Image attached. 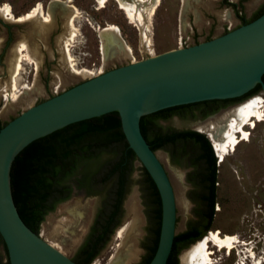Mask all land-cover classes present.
<instances>
[{
  "label": "rangeland",
  "instance_id": "obj_1",
  "mask_svg": "<svg viewBox=\"0 0 264 264\" xmlns=\"http://www.w3.org/2000/svg\"><path fill=\"white\" fill-rule=\"evenodd\" d=\"M125 3L140 13L143 25L130 23L117 0H107L101 9L96 0H0V7L7 5L13 17L23 16L37 5L41 12L16 24L6 20L0 11V122H9L28 108L93 77L92 70L94 74L97 70L103 73L201 43L239 25L222 0ZM154 5L156 8L151 13ZM108 25L116 27L117 42L112 41L111 54L103 57L99 30ZM20 44L25 48L23 54L31 61L20 62V53L16 51ZM16 64L20 65L18 71ZM7 93H15L16 97L5 99ZM255 97L262 99V121L253 128L244 127L248 140L240 142L222 161L216 158L215 213L205 235L218 231L237 242L230 251L210 243L208 257L212 264H264V96L252 98ZM247 101L203 121L173 117L159 124L164 129L198 130L209 139L211 129L227 126L234 118L235 109ZM155 155L173 191L174 235H178L197 223L196 203L190 197L193 189L186 180L190 169L184 163H173L166 149L156 150ZM108 158L103 155L81 167L67 181L72 187L69 198L57 204L39 225L38 236L69 259L76 256L85 240L108 188L107 185L79 188V180ZM141 167L138 161L134 162L119 223L90 264H140L150 253L156 221ZM192 245L177 252L176 264H182V254ZM0 261H7L2 245Z\"/></svg>",
  "mask_w": 264,
  "mask_h": 264
},
{
  "label": "water",
  "instance_id": "obj_2",
  "mask_svg": "<svg viewBox=\"0 0 264 264\" xmlns=\"http://www.w3.org/2000/svg\"><path fill=\"white\" fill-rule=\"evenodd\" d=\"M264 13L220 36L116 67L42 101L0 129V237L9 264H76L21 220L9 171L34 140L73 123L116 112L128 147L153 181L160 200L158 242L148 264H166L175 204L167 174L144 137L141 116L211 100L238 98L256 85L264 96Z\"/></svg>",
  "mask_w": 264,
  "mask_h": 264
},
{
  "label": "trees",
  "instance_id": "obj_3",
  "mask_svg": "<svg viewBox=\"0 0 264 264\" xmlns=\"http://www.w3.org/2000/svg\"><path fill=\"white\" fill-rule=\"evenodd\" d=\"M244 1L235 4L226 0L223 3L233 9L241 25L264 13L263 3L250 19H245L244 15L238 12L243 10ZM262 80L264 82V75ZM259 90L260 86L256 85L246 96ZM202 103L204 102L163 109L143 115L139 121L141 134L153 151L166 149L173 163H184L190 169L186 180L193 189L190 197L196 203L197 223L189 225L186 231L174 236L166 264H176L177 252L201 240L211 228L215 213L217 167L214 150L204 134L189 130L164 129L159 122L167 120L179 110L191 109ZM6 123L0 122V129ZM103 155L109 158L94 172L84 175L78 184L79 188H90L93 185H107L108 188L85 240L72 259L76 264H90L118 225L129 176L133 171L134 162L137 161L122 133L118 114L112 112L73 123L34 140L15 156L9 171L11 195L17 213L24 224L37 234L44 217L53 211L57 204L69 198L72 187L67 181L76 176L81 167ZM140 170L156 221L154 245L140 263L148 264L158 242L161 207L153 181L143 167ZM200 225L202 227H199ZM0 245L3 246L7 258L1 237ZM0 264H9L8 258L5 263L0 261Z\"/></svg>",
  "mask_w": 264,
  "mask_h": 264
},
{
  "label": "bare ground",
  "instance_id": "obj_4",
  "mask_svg": "<svg viewBox=\"0 0 264 264\" xmlns=\"http://www.w3.org/2000/svg\"><path fill=\"white\" fill-rule=\"evenodd\" d=\"M107 0H96L98 9H101L105 6ZM119 8L122 9L129 19L130 23H135L137 26L143 25L142 17L140 13L135 10V7L131 4L125 3L130 0H117ZM143 1V0H141ZM37 5V4H36ZM131 5V6H130ZM156 8L154 5L151 8V13ZM0 11L4 17L13 22H24L36 15H40V6L37 5L31 9L28 13L20 17H13L10 11V8L5 5L0 7ZM47 20V18H44ZM116 27L108 25L106 28L100 29V37L108 43V41L117 42V37L115 34ZM102 40V41H103ZM25 48L23 44L18 45L17 53H20L21 61H31V59L23 54ZM15 71L20 69V65L16 64ZM78 72V71H77ZM9 97H16L15 93L5 94V99ZM262 99L260 97L251 98L246 103L239 106L234 111V118L227 126H217L212 128L209 133V139L212 143V147L215 151L216 156L219 158V161H222L226 155L234 151L236 146L243 141H247L249 134L244 130V127L250 126L253 128L256 122L262 121ZM214 127V126H213ZM134 213V212H133ZM121 235V234H119ZM237 242L236 239L232 236L223 235L221 236L218 231H211L208 235L204 236L201 240L197 241L192 245L188 250H186L181 256L182 264H212L209 259V244H213L219 249H226L230 251L233 249L234 243ZM217 249V248H216ZM242 264V263H241Z\"/></svg>",
  "mask_w": 264,
  "mask_h": 264
},
{
  "label": "flooded vegetation",
  "instance_id": "obj_5",
  "mask_svg": "<svg viewBox=\"0 0 264 264\" xmlns=\"http://www.w3.org/2000/svg\"><path fill=\"white\" fill-rule=\"evenodd\" d=\"M226 0H222V4L225 2ZM228 2L230 3H235V4H238L241 0H238L236 2H233L231 0H227ZM264 1L261 3L263 4ZM261 4L255 9V11H253V13L248 17L246 18L245 16V13H244V2H242V6H243V10L242 11H238L239 14H243L245 19H250L252 17V15L258 10V8L261 6ZM225 6V4H223ZM227 7V6H226ZM230 9V11L232 12L233 16L236 18V20L239 21V26H241V22L240 20L234 15V11L232 8L228 7ZM122 10V9H121ZM123 11V10H122ZM230 12V13H231ZM6 19V18H5ZM7 20V19H6ZM13 22V21H12ZM13 23H20V22H13ZM135 25V24H134ZM136 26V25H135ZM235 27V28H237ZM226 33V32H225ZM212 38H208L207 40H210ZM206 40V41H207ZM264 83V82H263ZM255 88V87H254ZM253 90V89H252ZM251 90V91H252ZM251 91H249L248 93H246L245 95L241 96V97H238V98H233V99H227V100H211V101H204V103L202 104H199V105H196V106H193L191 107V109H184V110H179L177 111L176 113L177 114H174L172 115L170 118H173V117H177V118H181L182 117H187L189 120L191 121H203L205 119H207L209 116L221 111V110H225V109H229L231 107H236L237 105L241 104L242 102L244 101H247L248 99H251L252 97L256 96V95H262L260 92H261V88L258 92H252L253 94H250L248 96H246L247 94H249ZM246 96V97H245ZM263 96V95H262ZM198 103H201V102H198ZM183 115V116H181ZM168 118V119H170ZM186 118V119H187ZM167 119V120H168ZM163 121H166V120H163ZM161 122V121H160ZM183 130H189V131H195V132H199L201 133L200 131L198 130H192V129H183ZM178 131H182V130H178ZM203 134V133H202ZM208 139V137H207ZM208 141L210 142V140L208 139ZM211 144V142H210ZM212 147V145H211ZM213 148V147H212ZM214 150V149H212ZM214 153V156H215V151H213ZM215 158H217V156H215ZM8 258V257H7ZM72 260V259H71Z\"/></svg>",
  "mask_w": 264,
  "mask_h": 264
},
{
  "label": "crops",
  "instance_id": "obj_6",
  "mask_svg": "<svg viewBox=\"0 0 264 264\" xmlns=\"http://www.w3.org/2000/svg\"><path fill=\"white\" fill-rule=\"evenodd\" d=\"M233 2H236L238 0H231ZM264 0H247V2L244 3V13H245V16L246 18H248L252 13L253 11H255V9L263 2ZM228 14V13H227ZM99 36H100V33H99ZM101 39V42H102V48H103V51H104V54L103 57L108 54H111V49L112 47H114V43H112V40L111 41H108V43H106L102 37H100ZM103 40V41H102ZM116 47H118L116 45ZM124 50V49H122ZM106 52V53H105Z\"/></svg>",
  "mask_w": 264,
  "mask_h": 264
},
{
  "label": "built area",
  "instance_id": "obj_7",
  "mask_svg": "<svg viewBox=\"0 0 264 264\" xmlns=\"http://www.w3.org/2000/svg\"><path fill=\"white\" fill-rule=\"evenodd\" d=\"M92 74V76H95V75H99L101 74V71L100 70H97L96 71V74H94L95 72L92 70V72H90Z\"/></svg>",
  "mask_w": 264,
  "mask_h": 264
}]
</instances>
